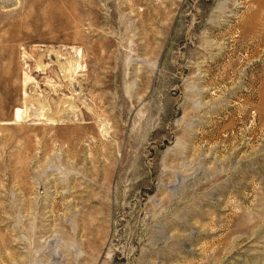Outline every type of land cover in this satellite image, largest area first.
<instances>
[{"label": "rangeland", "instance_id": "1", "mask_svg": "<svg viewBox=\"0 0 264 264\" xmlns=\"http://www.w3.org/2000/svg\"><path fill=\"white\" fill-rule=\"evenodd\" d=\"M0 264H264V0H0Z\"/></svg>", "mask_w": 264, "mask_h": 264}, {"label": "bare ground", "instance_id": "2", "mask_svg": "<svg viewBox=\"0 0 264 264\" xmlns=\"http://www.w3.org/2000/svg\"><path fill=\"white\" fill-rule=\"evenodd\" d=\"M53 56H54V55H53ZM57 57H58V56L55 54V61H56V62H58V61H57V60H58ZM46 109H47V108H46Z\"/></svg>", "mask_w": 264, "mask_h": 264}]
</instances>
